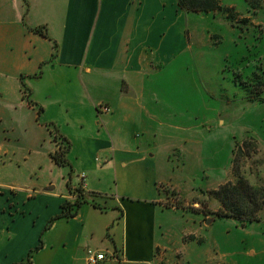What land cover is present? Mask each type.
<instances>
[{"label": "crops", "instance_id": "obj_1", "mask_svg": "<svg viewBox=\"0 0 264 264\" xmlns=\"http://www.w3.org/2000/svg\"><path fill=\"white\" fill-rule=\"evenodd\" d=\"M177 2L0 0V158L6 161L0 164V176L23 162L38 168V181L0 179V239L13 246L23 238L30 240L17 255L1 252L0 264L21 263L40 240L42 247L29 264H89L90 249L106 254L99 264L214 260L200 243L213 235L215 219L194 205H202L199 193L229 182L232 135L228 130L220 136L227 120L213 118L191 127L198 131L205 126L211 136L184 137L188 130L180 121L187 114L179 108L174 112L182 116L180 121H166L161 83L172 80L179 99H198V87L181 89L177 82L183 80V52L206 45L204 40L188 41L185 31L194 30L186 26V14ZM227 5L240 8L244 2ZM36 28H45L49 38ZM205 58L198 54L196 61L207 62ZM168 64L177 67L172 79L166 78ZM198 75L204 79L205 73L196 70L191 85L199 84ZM102 105L111 112H101ZM230 105L226 101L218 107V118ZM195 117L199 120L198 114ZM59 140L68 147L66 159L76 154L80 160L71 166L72 186L81 185L84 174L85 191L108 198L97 199L104 209L84 205L75 218L58 219L48 227L61 206L74 201L68 187L70 168L52 159ZM206 152L225 158L220 170L194 171ZM192 173L197 179L189 178ZM165 188L176 193L180 208L166 207L170 194ZM207 207L215 213L221 204ZM9 210L15 215L12 220L1 217ZM189 210L195 215L188 216ZM32 223L34 229L29 230ZM217 248L220 253L221 246Z\"/></svg>", "mask_w": 264, "mask_h": 264}, {"label": "rangeland", "instance_id": "obj_2", "mask_svg": "<svg viewBox=\"0 0 264 264\" xmlns=\"http://www.w3.org/2000/svg\"><path fill=\"white\" fill-rule=\"evenodd\" d=\"M231 1L233 0H220L222 10L216 12L187 13L183 11L186 14H184L186 16V26L194 30L191 33L189 30L185 31L188 41L192 39L197 41L204 40L206 45H201L199 48L196 46L193 51L183 52V80L178 81L177 85L181 89L189 87L195 90L198 87L200 94L197 96L198 99H191L189 95H181L183 98L179 99L173 93V88L175 87L173 81L168 80L165 84L161 83L160 88H163L165 92L160 95V99L168 112L166 121L173 125H175V120L178 122L182 117L175 115V108H179L183 110V114H187L180 121L183 128L188 130L182 133L184 137L202 139L206 136H211L212 130H208L205 126L198 131H192V124L204 122L206 119L217 118L221 121L226 119V130H219V135L222 136L228 130L232 135L229 141L231 152L228 166L225 163L226 168L231 170L230 177L227 179L231 183L237 182L238 177L234 174V168L238 166L240 167L241 175L249 184L254 187L264 188V0L260 1V3H254V8L249 5L247 0H243L244 5L240 8L230 7L227 3ZM197 15L199 17L195 19ZM188 16H190V19ZM197 31L198 33L196 34L195 32ZM198 54H204L207 62L198 64L196 61ZM165 68L168 77L165 76V73L164 76L172 79L173 72L177 67L174 64H168ZM196 70L200 73H205V76L203 79L198 75L199 84L191 85ZM226 101H230L231 105L225 107V110L221 111L218 118V107ZM207 103L209 104L206 108ZM186 106L193 108L191 112L185 111ZM213 108L215 110L212 111ZM197 114L199 120L195 117ZM213 130L218 134L217 127ZM58 142L59 149L55 154L67 151L68 147L65 146V142L62 140ZM244 142L254 145L249 148V151L247 150L249 155H247L245 150L244 157H240L238 163L234 165L235 152ZM206 153L207 158H200L196 167H194V171L199 172L202 168L207 169L210 167L220 170L225 158L220 154L211 157L208 156L209 152ZM67 160L71 166L80 161L77 160L76 154H73ZM5 162L4 158H0L1 165ZM20 165L21 168H18L17 164L14 165L15 169L6 171L5 176H0V179L9 183L38 181L37 174L34 172L38 168H35L32 162L25 164L23 162ZM187 167L191 168L190 162ZM66 171L68 172L69 169ZM189 178L191 180L197 179V175L192 173ZM202 183L198 182L196 184L201 185ZM221 186H218L217 190ZM22 187L23 185L20 184L17 189ZM17 191L20 192L19 190ZM214 191L216 190L203 191L204 194L199 193L202 205H194V207H201L205 210L204 215H207V218L212 221L215 219L214 227L212 226L214 228L213 235L211 237L207 236L209 238L207 242L205 239L200 243V248L209 249L208 252L214 258L208 264H264V211L262 213V223L243 224L233 218H217L211 215L212 212L206 210L208 208L207 205L212 207L214 203H219L213 194ZM165 192L170 194V200L164 202L166 207L171 208L177 204L178 208H180L182 202L176 197V193L170 188H165ZM29 194L34 197L33 191H30ZM1 198L4 197L1 196ZM185 202L188 205L192 203V201L188 202L187 200ZM187 214L188 216L195 215L192 210L187 211ZM5 216L10 220L15 217V215H11V210L8 211L7 215L1 214V217L4 218ZM33 229L32 223L29 226V230ZM227 230H230V233ZM247 231L249 235L245 236ZM23 232L27 233L26 230ZM28 240L29 238H23L20 240L22 241L21 243L19 241L13 246L11 244L8 245L7 241L0 239V253L3 251H16L14 255H17V252L23 249L22 244ZM219 245L221 246L220 253L217 250ZM25 246H27L26 243ZM35 252L36 246L32 249L30 248L21 263L26 262L29 254L34 255ZM247 252L248 254H246ZM250 252L255 253V255H250ZM161 264H166V262L164 261Z\"/></svg>", "mask_w": 264, "mask_h": 264}, {"label": "trees", "instance_id": "obj_3", "mask_svg": "<svg viewBox=\"0 0 264 264\" xmlns=\"http://www.w3.org/2000/svg\"><path fill=\"white\" fill-rule=\"evenodd\" d=\"M263 0H247L249 5L254 8V3H260ZM178 7L184 12H196V13H211L222 10L220 0H178ZM256 7V6H255ZM34 31L42 36L49 38L48 32L45 28H36ZM57 49V48H56ZM254 144L244 142L242 146L237 148L234 155V165L238 163L240 157H244L245 150L249 151L250 147ZM255 147V146H254ZM67 151L59 154L52 155V159L61 167L70 168V181L68 187L70 193L74 197L73 202H65L61 206L60 214L49 222L48 227L58 219H72L75 218L81 208L84 205H93L96 208L104 209L98 203L97 199H107L108 197L103 194L88 193L79 185L73 187L71 184V178L73 176V170L70 163L66 159ZM247 155L248 152H247ZM234 174L238 177L236 183H227L222 185L218 190L214 191L213 194L221 204V209L215 213H211L217 218H233L241 221L243 224L250 223H261L263 222L262 213L264 211V188L254 187L241 175L240 167L234 168ZM42 241L40 240L39 245L36 247V251L41 249ZM32 258V254L26 262L21 264H29Z\"/></svg>", "mask_w": 264, "mask_h": 264}, {"label": "built area", "instance_id": "obj_4", "mask_svg": "<svg viewBox=\"0 0 264 264\" xmlns=\"http://www.w3.org/2000/svg\"><path fill=\"white\" fill-rule=\"evenodd\" d=\"M100 111L103 112L104 114H109L111 112V109L108 106L102 105L100 106ZM81 179L83 183L81 184L82 187L84 188V180H85V175L83 174L81 176ZM106 259V254L101 253L98 251H94L92 249L87 251V260L89 264H99L100 262L104 261Z\"/></svg>", "mask_w": 264, "mask_h": 264}]
</instances>
